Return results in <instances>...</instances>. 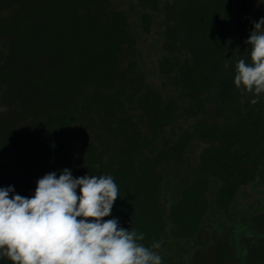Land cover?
<instances>
[{
	"label": "trees",
	"instance_id": "trees-1",
	"mask_svg": "<svg viewBox=\"0 0 264 264\" xmlns=\"http://www.w3.org/2000/svg\"><path fill=\"white\" fill-rule=\"evenodd\" d=\"M234 1L0 0V187L111 175L105 219L171 237L168 264H264V211L240 202L264 180V94L234 85Z\"/></svg>",
	"mask_w": 264,
	"mask_h": 264
},
{
	"label": "clouds",
	"instance_id": "clouds-1",
	"mask_svg": "<svg viewBox=\"0 0 264 264\" xmlns=\"http://www.w3.org/2000/svg\"><path fill=\"white\" fill-rule=\"evenodd\" d=\"M253 25L245 41L250 62L238 60L234 85L255 105L264 94V18ZM2 111L6 108L0 106ZM14 192L12 186L0 187V259L11 264H162L154 250L159 243L147 247L142 233L105 219L120 196L111 175L74 178L65 168L59 177L50 172L39 179L31 198Z\"/></svg>",
	"mask_w": 264,
	"mask_h": 264
},
{
	"label": "rangeland",
	"instance_id": "rangeland-1",
	"mask_svg": "<svg viewBox=\"0 0 264 264\" xmlns=\"http://www.w3.org/2000/svg\"><path fill=\"white\" fill-rule=\"evenodd\" d=\"M232 10V23L230 26V55L235 58V61L239 59H249L250 54V45L246 44L245 41L249 38L251 32L254 29L253 22H258L261 18H264V0H235L231 5ZM239 39V40H238ZM238 40V41H237ZM157 83L158 81L155 80ZM192 119L191 121H193ZM193 175L196 177L200 174L199 168L194 166L192 168ZM255 186L252 184L244 186V189L241 193V206L251 208L256 211V214H259L264 211V180L258 182L255 181ZM170 200V197L168 198ZM164 202L165 206H169V201ZM251 228V227H250ZM258 231V228H256ZM260 230L262 231L263 228ZM252 230L249 229V233ZM210 236V233L206 230L202 234V240L205 241L206 238ZM172 238L162 240V246L158 249V254L162 258V264L169 263L168 254L173 252L175 246L172 244ZM195 259L197 255L195 254ZM210 264H215V260L212 258H207ZM194 259L190 261L191 264H194ZM173 264H177L176 261H172ZM171 262V263H172ZM196 262V261H195ZM197 264V263H196ZM199 264V263H198ZM218 264H227V263H218Z\"/></svg>",
	"mask_w": 264,
	"mask_h": 264
}]
</instances>
